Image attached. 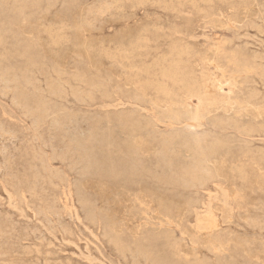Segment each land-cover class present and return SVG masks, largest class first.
I'll list each match as a JSON object with an SVG mask.
<instances>
[{
	"label": "rangeland",
	"instance_id": "374dc122",
	"mask_svg": "<svg viewBox=\"0 0 264 264\" xmlns=\"http://www.w3.org/2000/svg\"><path fill=\"white\" fill-rule=\"evenodd\" d=\"M25 1L0 0V133H3V136L0 134V264H151L154 261L145 260L136 253V245L143 243L149 247L148 239L155 236L159 241L150 247L160 262H165L166 259V262L171 261L169 264H175L177 261L180 264L185 261V264H264V0H52L51 3L49 0ZM50 30L61 31L66 39L69 38L68 41L59 48L52 47L48 44ZM40 39L39 43L47 44L44 47L48 49V52L41 55V60L34 59L31 53H23L22 48L27 46L26 44L36 46ZM73 39L88 41L92 47L90 50L74 47L69 41ZM123 41L124 46L131 44L136 48H131L134 54L114 52L118 47L121 48ZM103 44L104 49L107 47V51L114 52L113 55L102 51ZM54 48L60 52L54 53ZM53 61L56 68L53 67ZM165 62L171 64L167 65ZM174 62L177 65L174 66ZM142 68H146L145 71L152 70L151 74L156 75L157 79H161L165 70L177 73L179 69L178 73L180 70L181 74L185 71L184 75H178L179 78L184 76L181 77L182 84L185 83L183 78L186 76H189L188 80L185 78L187 81L192 80L186 81L183 86L181 78L177 77L178 81L180 80L177 88L178 81L164 79L170 94H159L154 87L147 86L146 83L151 78L147 77V72ZM59 72L62 74L59 75ZM77 73L95 80L99 77L96 81L107 84V89L97 90L93 100L86 98L85 101H79L71 94L72 89L77 87L73 80ZM111 73L112 78L109 77ZM2 76L8 79H3L7 84L2 81ZM56 79L66 86V99L62 102L47 95L49 86L54 84V80L56 84ZM176 92L180 98L176 96ZM190 93L192 97H189ZM19 94L21 98L17 96ZM192 94L197 97L195 98L198 102ZM169 95L171 99L168 100ZM212 95L214 97H211ZM54 101L63 105L70 120L64 115L65 118L61 115V118L56 120L58 116L51 114L53 108L50 107H54ZM211 103L212 107L209 106ZM37 104H43L41 109L44 112L42 111L41 118L35 112L40 107ZM26 107L32 108V111H28ZM187 114L191 115L188 117ZM36 117L39 118L38 121ZM128 119L135 121V125L123 128L121 124ZM53 121L57 122V127L60 123L63 127L60 124L59 129H54L53 125L56 128V124ZM42 123L43 125H40ZM61 128L64 130L61 131ZM91 129H94V132ZM179 129L180 134L191 137L194 134V139L206 146V150L210 143L214 145L210 147L216 149L211 151L209 147L210 154L204 149V154L207 152L209 155L203 156L208 159H202L200 156L211 172L209 176L203 174L204 184L199 182L202 187L197 183L196 186L191 185V188L181 184L172 190L171 186L155 182L150 177H145L140 182H131L107 175L93 167L86 169L81 158L77 157L80 152L77 150V153L73 148V139L85 138L82 140L83 143L86 142L84 144H92L93 141L98 144L93 143V146L98 148L89 145L94 151L97 150L95 152L100 151V148L107 150L104 144L113 133L112 138L118 136L117 139L123 144L131 138L134 139L135 146L145 152L144 159L148 164V160L155 161L159 157V150L164 149V146L159 144L164 145L162 139L165 140L170 134H177ZM149 134L153 136L149 137ZM200 134H203L202 138ZM90 135L95 136V139ZM209 138H213L212 141ZM203 139L205 143H202ZM213 141H216L217 147ZM195 144H192L193 148ZM178 147L175 146L181 157L175 155L179 157V161L175 158L177 163L186 164L187 167L189 163H196V160L189 156L187 147ZM64 155L66 158L62 159ZM189 159L195 161L191 163ZM77 160H80L83 167ZM82 200L86 201L85 204ZM163 200H170L172 207L164 208ZM90 213L96 216H91ZM111 215L115 217L118 232L106 221ZM197 227L203 232H199ZM121 240L124 246L120 243ZM218 240L220 244L217 243ZM170 242L171 244H168ZM126 245L131 249L124 248ZM119 248L124 249L126 254Z\"/></svg>",
	"mask_w": 264,
	"mask_h": 264
},
{
	"label": "bare ground",
	"instance_id": "6f19581e",
	"mask_svg": "<svg viewBox=\"0 0 264 264\" xmlns=\"http://www.w3.org/2000/svg\"><path fill=\"white\" fill-rule=\"evenodd\" d=\"M26 1H28V0H26ZM25 1V2H26ZM33 1V0H32ZM51 1L52 0H49V2L51 3ZM128 1V0H127ZM141 1V0H140ZM143 1V0H142ZM179 1V0H178ZM191 1H193V0H191ZM198 1V0H197ZM201 1V0H200ZM19 2V1H18ZM106 2V1H105ZM139 2V1H138ZM147 2H148V0H147ZM159 2V1H158ZM161 2H163V1H161ZM169 2V1H168ZM194 2H195V0H194ZM199 2V1H198ZM209 2V1H208ZM21 3V2H20ZM146 3V2H145ZM171 2H169V4H170ZM188 3V2H187ZM193 3V2H192ZM205 3V2H204ZM236 3V2H235ZM63 5V4H62ZM164 5V4H163ZM142 6V5H141ZM192 6V5H191ZM196 6V5H195ZM23 7H24V5H23ZM104 7H105V5H104ZM20 8V7H19ZM102 8V7H101ZM112 8V7H111ZM88 9V8H87ZM108 9V8H107ZM86 10V9H85ZM116 10V9H115ZM170 10H172V9H170ZM245 10V9H244ZM243 11V10H242ZM201 12V11H200ZM259 12V11H258ZM202 13V12H201ZM102 14V13H101ZM228 14V13H227ZM75 17H76V15H75ZM213 17H215V16H213ZM217 18V17H216ZM199 19V18H198ZM75 21V20H74ZM87 21V20H86ZM200 21V20H199ZM47 22V21H46ZM257 24V23H256ZM139 25H140V23H139ZM238 25V24H237ZM236 25V26H237ZM258 25V24H257ZM63 26V25H62ZM224 26V25H223ZM264 26V25H263ZM81 27V26H80ZM164 27V26H163ZM246 27V26H245ZM257 28V27H256ZM83 29V28H82ZM222 29V28H221ZM260 29V28H259ZM84 30V29H83ZM85 31V30H84ZM89 31V30H88ZM91 31V30H90ZM143 31V30H142ZM259 31V30H258ZM61 32V31H60ZM59 31H56V32H54V31H52V30H50L49 31V36H50V38L48 39V41H49V43L48 44H51L52 45V47H57V48H59L60 46H62L63 45V43L64 42H67L68 41V39H66L64 36H63V34L62 33H60ZM161 32V31H160ZM89 33V32H88ZM93 33V32H92ZM153 33V32H152ZM73 34V33H72ZM79 34V33H78ZM263 34V33H262ZM48 36V37H49ZM260 36V35H259ZM245 37V36H244ZM79 38V37H78ZM80 38H82V37H80ZM94 39V38H93ZM146 39V38H145ZM149 39V38H148ZM247 39V38H246ZM261 40V39H260ZM41 41V39L37 42V44H36V46H34V45H29V44H26L27 46H25V47H23L22 48V50H23V53H31L32 54V57L34 58V59H38V60H41V55L45 52H48V49H46L45 47H44V45H47V44H44V45H42V44H40L39 42ZM70 42H72V44L74 45V47H77V48H80V47H83L84 49H86V50H90L91 49V44H89V42L88 41H85V40H81V39H73V40H69ZM90 41V40H89ZM113 41V40H112ZM115 41V40H114ZM141 41H142V39H141ZM149 41V40H148ZM150 42H151V40H150ZM261 42V41H260ZM113 43V42H112ZM111 43V44H112ZM144 43H145V40H144ZM149 43V42H148ZM148 43H147V45H148ZM163 43V42H162ZM263 43V42H262ZM107 44V43H106ZM108 44H110V43H108ZM124 44H125V41H123V42H121V48H119L118 46V48L116 49V50H114V52L115 51H117L118 53H121V52H124V54H126V52L128 53V52H131V51H133V49H131V48H134V49H136L134 46H132L131 44H130V46H124ZM133 44V43H132ZM246 44V43H245ZM150 45V44H149ZM179 45V44H178ZM103 46H104V44H103ZM185 46V45H184ZM187 46V45H186ZM260 46V45H259ZM110 47H112V45L110 46ZM116 47V46H115ZM198 47V46H197ZM214 47V46H213ZM247 47V46H246ZM57 48H54V49H56V51L54 52V53H59L60 52V50H57ZM105 48V46L103 47V49H102V51H106V52H108V54L110 53V55H113V53L112 52H110L109 50L107 51V47H106V49H104ZM114 48V47H113ZM113 48H111V49H113ZM144 48V47H143ZM146 48V47H145ZM181 48V47H180ZM186 48V47H185ZM199 48V47H198ZM245 48V47H244ZM115 49V48H114ZM141 49V48H140ZM153 49V48H152ZM258 49V48H257ZM139 50V49H138ZM143 50V49H142ZM180 50H182V49H180ZM187 50H189V49H187ZM215 50V49H214ZM113 51V50H112ZM140 51V50H139ZM175 51V50H174ZM218 51H220V50H218ZM146 52V51H145ZM172 52H173V50H172ZM177 52H178V50H177ZM184 52V51H183ZM189 52V51H188ZM191 52V51H190ZM255 52H257V51H255ZM82 53V52H81ZM80 53V54H81ZM135 52H131V54H134ZM182 53V52H181ZM218 53V52H217ZM79 54V55H80ZM83 54V53H82ZM122 54V53H121ZM131 54H130V56H131ZM178 54H179V52H178ZM186 54V53H185ZM185 54H181V55H185ZM219 54V53H218ZM46 55V54H45ZM52 55V54H51ZM115 55V54H114ZM119 54H117V56H118ZM128 55V54H127ZM137 55V54H136ZM143 55V54H142ZM256 55V54H255ZM262 55V54H261ZM81 56V55H80ZM84 56V55H83ZM116 56V57H117ZM120 56V55H119ZM164 56V55H163ZM172 55L170 54V57H171ZM175 56H176V54H175ZM196 56V55H195ZM258 56V55H257ZM50 57V56H49ZM89 57V56H88ZM107 57V56H106ZM105 57V58H106ZM111 57V56H110ZM110 57H108V58H110ZM134 57V56H133ZM165 57H167V56H165ZM169 57V58H170ZM178 58H179V56H177ZM79 58V57H78ZM112 58V57H111ZM163 58V57H162ZM207 58V57H206ZM256 58V57H255ZM121 59V58H120ZM126 59V58H125ZM139 59V58H138ZM172 59H173V57H172ZM76 60V59H75ZM78 60V59H77ZM110 60V59H109ZM164 60H167V59H165L164 58ZM170 60V59H169ZM257 60V59H256ZM173 61V60H172ZM181 61V60H180ZM54 62V61H53ZM90 62V61H89ZM115 62V61H114ZM170 62V61H169ZM168 62V63H169ZM177 63L179 62V61H176ZM176 62H174V66H175V64H176ZM234 62V61H233ZM236 62V61H235ZM234 62V63H235ZM238 62V61H237ZM236 62V63H237ZM253 62V61H252ZM263 62V61H262ZM159 63V62H158ZM162 63H163V61H162ZM166 63V62H165ZM204 63V62H203ZM230 63H232V62H230ZM2 64V63H1ZM63 64V63H62ZM79 64V63H78ZM114 64V63H113ZM122 64H123V62H122ZM167 64V63H166ZM171 64V63H170ZM170 64H167V65H170ZM187 64V63H186ZM154 65V64H153ZM159 65V64H158ZM177 65V64H176ZM196 65V64H195ZM49 66V65H48ZM78 66V65H77ZM119 66V65H118ZM144 66V65H143ZM162 66V65H161ZM173 66V67H174ZM235 65H233V67H234ZM249 66V65H248ZM258 66V65H257ZM256 66V67H257ZM0 67H1V65H0ZM53 67H55L56 68V63L54 62L53 63ZM53 67H52V69H53ZM142 67V66H141ZM150 68H152L151 66H149ZM154 67V66H153ZM170 67V66H169ZM172 67V68H173ZM177 67V66H176ZM175 67V68H176ZM179 67V66H178ZM187 67V66H186ZM246 67V66H245ZM259 67H260V65H259ZM258 67V68H259ZM121 68H122V66H121ZM134 68V67H133ZM158 68V67H157ZM171 68V67H170ZM185 68V67H184ZM241 68V67H240ZM253 68V67H252ZM251 68V69H252ZM1 69V68H0ZM4 69V68H3ZM51 69V70H52ZM101 69V68H100ZM143 69V68H142ZM146 69V68H145ZM145 69H143L144 70V72H147V74H148V78H149V76H150V78L151 79H149L148 80V82L146 83L147 84V86H152V87H154L156 90H157V92L160 94H162V93H165V95H166V93H169L170 94V92H168V91H170V89H169V87H168V85L164 82V79L165 80H167V78L171 81H173V80H175L176 82L178 81V78H179V73L181 72V70H180V72L178 73V71H179V69H178V71H177V73L175 72V71H168V70H165L164 71V73H162V77H161V79H157L155 76L156 75H153V74H151L152 72V70L150 71V69H147L146 71H145ZM153 69V68H152ZM158 69H160V68H158ZM187 69H190V68H188L187 67ZM250 69V70H251ZM54 70V69H53ZM57 70H58V68H57ZM134 70V69H133ZM137 70V69H136ZM170 70V69H169ZM55 72H56V70H54ZM59 71V70H58ZM62 71V70H61ZM120 71V70H119ZM131 71V70H130ZM160 71V70H159ZM158 71V72H159ZM187 71V70H186ZM240 71V70H239ZM248 71L249 70H247V73H248ZM252 71V70H251ZM64 72H65V70H64ZM76 72V71H75ZM127 72H129V71H127ZM134 72V71H133ZM132 72V73H133ZM141 73H142V71H140ZM144 72L142 73V74H144ZM161 72V71H160ZM160 72H159V74H160ZM162 72H163V69H162ZM184 73H185V71H183ZM183 72H182V74L180 73V75H184L183 74ZM237 72H238V70H237ZM236 72V73H237ZM253 72V71H252ZM254 72H255V70H254ZM109 73V72H108ZM140 73V74H141ZM157 73V72H156ZM155 73V74H156ZM187 73V72H186ZM189 73H190V71H189ZM263 73V72H262ZM3 74V73H2ZM8 74V73H7ZM62 73L61 72H59V75H61ZM110 74V73H109ZM108 74V75H109ZM112 74L113 73H111V75H109V77L111 76V78H112ZM122 74H125V73H122ZM129 74V73H128ZM139 74V73H138ZM146 74V73H145ZM144 74V75H145ZM192 74V73H191ZM232 74V73H231ZM238 74H240V73H238ZM254 74V73H253ZM58 75V76H59ZM64 75V74H63ZM62 75V76H63ZM76 75V74H75ZM90 75H92V74H90ZM153 75V77H154V79H152L153 77H151ZM234 75H236V74H234ZM247 75H249L250 76V74H247ZM13 76V75H12ZM57 76V77H58ZM69 76V75H68ZM186 76V75H185ZM191 76V75H190ZM214 76V75H213ZM233 76V75H232ZM241 76H243V75H241ZM249 76H247V77H249ZM1 77V76H0ZM3 77V76H2ZM6 77H8V76H6ZM66 77V76H65ZM70 77V76H69ZM98 77V76H97ZM106 78H107V76H105ZM116 77V76H115ZM140 77V76H139ZM178 77V78H177ZM181 77H184V76H181ZM180 77V78H181ZM187 77V80H188V77L189 76H186ZM185 77V78H186ZM193 76H191V78H192ZM215 77V76H214ZM236 77H237V79H240V78H238L239 76L238 75H236ZM263 77V76H262ZM5 77H3L2 78V81H4L3 79H4ZM60 78H62L61 76H60ZM99 78V77H98ZM98 78H96V80L98 79ZM111 78H109V79H111ZM142 78V77H141ZM176 78H177V80H176ZM179 78V79H180ZM185 78H183V81H185V83H186V79ZM202 78V77H201ZM200 78V79H201ZM246 78V77H245ZM5 79H7V78H5ZM14 79V78H13ZM134 79V78H133ZM215 79V78H214ZM14 80H16V79H14ZM42 80V79H41ZM69 80V79H68ZM73 80L75 81V83L77 84V87L75 86V88H73L72 90H73V92L71 93V94H73V97H75V98H77L79 101L80 100H83L84 99V101H85V99L86 98H90V100L92 99H94L93 97H94V94H95V92L97 91V90H106L107 89V84H105V83H103V82H99V81H96L95 79H93V78H90V77H88L87 75H83V74H79V73H77V75L73 78ZM72 79H71V81H73ZM101 80H102V78H101ZM138 80V79H137ZM168 80V81H169ZM192 80V79H191ZM191 80H189V81H191ZM195 80V79H194ZM193 80V81H194ZM197 80V79H196ZM195 80V81H196ZM233 80H234V78H233ZM1 81V80H0ZM7 81H8V79H7ZM18 81V80H17ZM50 81V80H49ZM56 81H57V79H56ZM103 81H105V80H103ZM189 81H187V82H189ZM192 81V83H194ZM232 81V80H231ZM230 81V82H231ZM259 81V80H258ZM5 82V81H4ZM35 82V81H34ZM63 82H64V80H63ZM127 82V81H126ZM146 82V81H145ZM180 82V80L178 81V83ZM197 83H199L198 81H196ZM195 82V83H196ZM6 83V82H5ZM50 83V82H49ZM74 83V84H75ZM143 83V82H142ZM171 83V82H170ZM185 83H183V84H185ZM191 83V84H192ZM194 83V84H195ZM218 83V82H217ZM237 83H238V81H237ZM7 84V83H6ZM37 84H39V83H37ZM64 84V83H63ZM62 83H61V80H59V81H57L56 82V84H55V80H54V84H52L51 83V85L49 86L48 84V86H49V90H48V93L49 94H47V95H50V98H57V99H60L59 101L60 102H62V100H65L66 99V97H64V94H65V91H64V88L66 87V86H64ZM66 84H67V82H66ZM176 84V83H175ZM181 84H182V78H181ZM182 84V85H183ZM194 84H192V85H194ZM200 84V83H199ZM229 84V83H228ZM256 84V83H255ZM261 84V83H260ZM69 85H70V81H69ZM68 85V86H69ZM178 85H180V83L179 84H177V88H178ZM181 85V86H182ZM186 85V84H185ZM185 85H183V86H185ZM213 85V84H212ZM67 86V87H68ZM71 86V85H70ZM69 86V87H70ZM141 86H143V85H141ZM174 86H176V85H174ZM188 86H189V84H188ZM187 86V87H188ZM196 87H197V85H195ZM195 86L193 87V86H191V87H193L194 89H196L195 88ZM201 86V85H200ZM255 86H257V85H255ZM17 87V86H16ZM21 87V86H20ZM40 87V86H39ZM187 87H185V88H187ZM231 87V86H230ZM3 88V87H2ZM42 88V87H41ZM150 88V87H149ZM182 88V87H181ZM227 88V87H226ZM229 88V87H228ZM13 89V88H12ZM11 89V90H12ZM151 89V88H150ZM189 89V88H188ZM191 89V91L193 92V90H192V88H190ZM199 89H200V87H199ZM204 89H206V88H204ZM223 89V88H222ZM41 90V89H40ZM66 90V89H65ZM71 90V89H70ZM178 90V89H177ZM182 89H179V91H181ZM203 90V89H202ZM17 91V90H16ZM28 91V90H27ZM47 91V90H46ZM174 91V90H173ZM179 91H178V93H179ZM184 91H186V90H184ZM190 91V90H189ZM189 91H187L188 93H189ZM190 91V92H191ZM205 91V90H204ZM2 92V91H1ZM39 92V91H38ZM43 92V91H42ZM172 92V91H171ZM196 92V91H195ZM197 92H198V94H199V90H198V87H197ZM252 92V91H251ZM7 93H8V91H7ZM18 93V92H17ZM16 93V94H17ZM36 93H37V88H36ZM35 93V94H36ZM40 93V92H39ZM47 93V92H46ZM67 93V92H66ZM97 93V92H96ZM136 93V92H135ZM158 93H157V95H158ZM174 93V92H173ZM172 93V94H173ZM182 93V92H181ZM13 94H14V92H13ZM34 94V93H33ZM70 94V95H71ZM171 94V95H172ZM175 94H177V92L175 93ZM186 94V93H185ZM194 94V93H193ZM192 94V95H193ZM196 94V93H195ZM198 94H196V96H198ZM204 94V93H203ZM203 94H201V95H203ZM21 94H19V95H17V96H20ZM30 95V94H29ZM42 95V94H41ZM145 94H143V96H144ZM168 95V94H167ZM200 95V94H199ZM205 95V94H204ZM203 95V96H204ZM211 95V94H210ZM12 96V95H11ZM16 96V97H17ZM35 96V95H34ZM45 96V95H44ZM52 96H54V97H52ZM68 96V95H67ZM141 95H139V97H140ZM160 96V95H159ZM163 96V95H162ZM176 96H178V98H180L179 97V95L177 94ZM175 96V97H176ZM194 96V95H193ZM196 96H194V98L196 97ZM30 97V96H29ZM139 97H137L138 99H139ZM142 97V96H141ZM140 97V98H141ZM175 97H173L172 96V98H175ZM188 97V96H187ZM189 97H192L191 96V93H190V96ZM211 97H214V95H212ZM211 97H210V100H211ZM216 97V96H215ZM259 97V96H258ZM20 98H21V96H20ZM27 98V97H26ZM65 98V99H64ZM166 98V97H165ZM165 98H163V100L165 99ZM168 98V97H167ZM197 98V97H196ZM195 98V99H196ZM257 98V97H256ZM263 98V97H262ZM16 99V98H15ZM57 99H55V100H57ZM142 99V98H141ZM169 99H171L170 98V95H169V98H168V100ZM189 99V98H188ZM202 99V98H201ZM203 99H204V97H203ZM208 99V98H207ZM214 99V98H213ZM13 100V99H12ZM22 100H23V98H22ZM31 100V99H30ZM133 100H134V98H133ZM179 100V99H178ZM190 100V99H189ZM197 100V99H196ZM216 100V99H215ZM252 100H253V98H252ZM20 101V100H19ZM19 101H17V102H19ZM38 101V100H37ZM41 101V100H40ZM46 101V100H45ZM58 101V100H57ZM175 101V100H174ZM173 101V102H174ZM200 101L201 100H199V104H200ZM207 101V100H206ZM218 101V100H217ZM25 102V101H24ZM32 102H33V100H32ZM91 102V101H90ZM133 102H135V101H133ZM143 102V101H142ZM163 102V101H162ZM197 102H198V100H197ZM203 102V101H202ZM212 102H214V101H212ZM29 103V102H28ZM38 103H39V101H38ZM54 103L55 104H53L54 105V107H52L51 105H50V103L48 104V105H50V107L51 108H53V109H51V114L53 113L54 115H57L58 117L56 118V120L58 119V118H61L60 116L62 115H64L66 118H67V116H68V118H69V115H67L66 116V109H64V107H63V105H60L59 104V102L57 103V102H55L54 101ZM140 103V102H139ZM150 103V102H149ZM164 103H167V102H164ZM183 103V102H182ZM185 103V102H184ZM183 103V104H184ZM204 104H205V100H204V102H203ZM206 103H208V102H206ZM209 103H210V101H209ZM208 103V104H209ZM24 104H26V103H24ZM30 104V103H29ZM156 104V103H155ZM186 104V103H185ZM214 104H215V102H214ZM218 104H219V102H218ZM21 105H22V102H21ZM27 105V104H26ZM32 105H34V104H32ZM38 106H40L39 107V110H37V111H35L36 109H37V107H35V108H33V110L36 112V114H37V116L39 117V118H41L40 116H42L41 114H42V107H43V104H37ZM37 105H35V106H37ZM47 105V106H48ZM180 105H182V104H180ZM179 105V106H180ZM201 105H202V103H201ZM207 105V104H206ZM206 105H204V107L206 106ZM30 106V105H29ZM163 106V105H162ZM178 106V107H179ZM209 106H211L212 107V103H211V105H209ZM220 106V105H219ZM31 107V106H30ZM49 107V106H48ZM135 107V106H134ZM164 107V106H163ZM173 107V106H172ZM175 107H177V106H175ZM187 107V106H186ZM207 107H208V105H207ZM215 107H216V104H215ZM25 108V107H24ZM42 108V109H41ZM45 108V107H44ZM170 108V107H169ZM214 108V107H213ZM26 109H28V111H29V109L30 108H27L26 107ZM32 109V108H31ZM30 109V111H32ZM136 109V108H135ZM176 109V108H175ZM195 109V108H194ZM225 109V108H224ZM22 110H23V107H22ZM134 110V109H133ZM174 110V109H173ZM186 110V109H185ZM197 110V109H196ZM208 110V109H207ZM226 110V109H225ZM27 111V112H28ZM33 111V114L35 115V112ZM48 111V110H47ZM143 111V110H142ZM167 111V110H166ZM172 111V110H171ZM179 111V110H178ZM198 111H200V109L198 110ZM197 111V112H198ZM44 112V111H43ZM137 112V111H136ZM161 112V111H160ZM175 112L176 111H174V114H175ZM31 113V112H30ZM162 113V112H161ZM164 113V112H163ZM185 113V112H184ZM186 113H189V112H186ZM26 114V113H25ZM32 114V113H31ZM31 114H30V116H31ZM69 114H70V111H69ZM195 114V113H194ZM198 114V113H197ZM226 114V113H225ZM34 115H32L33 117H34ZM44 115H46V113L44 114ZM71 115H73V114H71ZM75 115V114H74ZM81 115V114H80ZM79 115V116H80ZM133 115V114H132ZM164 115V114H163ZM167 115V114H166ZM176 115H177V113H176ZM180 115V114H179ZM185 115V114H184ZM191 114H189V116H190ZM201 115H202V113H201ZM200 115V116H201ZM203 115H205V113L203 114ZM31 116V117H32ZM48 116V115H47ZM63 116V117H64ZM97 116V115H96ZM169 116V115H168ZM168 116H166L167 118H168ZM171 116V115H170ZM178 116V115H177ZM186 116H188V114L186 115ZM188 116V117H189ZM264 116V115H263ZM32 117V118H33ZM54 116H52V118H53ZM64 117V118H65ZM71 117V116H70ZM77 117V116H76ZM94 117V116H93ZM162 117V116H161ZM179 117V116H178ZM205 117V116H204ZM25 118V117H24ZM39 118H37L36 117V120L38 121V119ZM55 118V117H54ZM67 118V119H68ZM80 118V117H79ZM121 118V117H120ZM172 118H173V116H172ZM171 118V119H172ZM177 118V117H176ZM179 118H181V117H179ZM47 119H48V117H47ZM73 119V118H72ZM85 119V118H84ZM91 119V118H90ZM170 119V118H169ZM187 119V118H186ZM202 119H204V118H202ZM32 120V119H31ZM34 120H35V118H34ZM35 120V122H36V124H37V121ZM42 120H44L43 118H42ZM41 120V121H42ZM66 120V119H65ZM68 120H70V118L68 119ZM75 120H76V118H75ZM88 120V119H87ZM92 120V119H91ZM135 120V119H134ZM174 120V119H173ZM230 120V119H229ZM46 121V120H45ZM52 121V120H51ZM59 121V120H58ZM79 121V120H78ZM77 121V122H78ZM121 121V120H120ZM136 121H137V118H136ZM186 121V120H185ZM217 121V120H216ZM223 121V120H222ZM227 121V120H226ZM53 122H55V121H53ZM64 122V121H63ZM65 122H67V121H65ZM75 121H73V123H74ZM80 122V121H79ZM89 122V121H88ZM177 123H178V121H176ZM200 122V121H199ZM214 122V121H213ZM57 122H55V124H56ZM76 123V122H75ZM84 123V122H83ZM95 123V122H94ZM113 123V122H112ZM120 123V122H119ZM122 123V122H121ZM135 121H133V120H130V119H128V120H126V122H123L121 125H122V127L124 128L125 126H128V125H135ZM139 123H141V122H139ZM50 124H54V123H50ZM61 124V123H60ZM60 124H58V127H60L59 125ZM65 124V123H64ZM78 124V123H77ZM138 124V123H137ZM150 124V123H149ZM236 124H237V122H236ZM35 125V124H34ZM40 125H43V123L42 124H40ZM49 125V124H48ZM62 125V124H61ZM74 125V124H73ZM82 125V124H81ZM89 125V124H88ZM154 125V124H153ZM216 125V124H215ZM218 125V124H217ZM224 125V124H223ZM226 125V124H225ZM232 125H234V123H232ZM231 125V126H232ZM1 126V125H0ZM51 126V125H50ZM49 126V127H50ZM54 126V129H56L57 130V124H56V128H55V125H53ZM69 126H70V124H69ZM77 125H75V127H76ZM109 126V125H108ZM222 126V125H221ZM237 126H239L238 124H237ZM251 126H253V125H251ZM37 127H38V125H37ZM62 127H63V125H62ZM65 127V126H64ZM147 127V126H146ZM217 127V126H216ZM220 127V126H219ZM233 127H235V125L233 126ZM264 127V126H263ZM34 128V127H33ZM52 128V127H51ZM50 128V129H51ZM67 127H65V129H66ZM71 128V127H70ZM98 128V127H97ZM122 128V129H123ZM129 128V127H128ZM132 128V127H131ZM258 128H259V126H258ZM36 129V128H35ZM59 129V128H58ZM89 129H90V127H89ZM96 129V128H95ZM108 129V128H107ZM113 129V128H112ZM144 129V128H143ZM181 129H184V128H181ZM181 129H179L178 131V133L176 134V133H173L172 131V133H173V135H171L170 134V136H168V137H166L165 138V140H163L162 139V141H164V145L163 144H161V143H159L160 144V146L162 145V147L164 148L163 150H159V152H158V154L157 153H155V154H157V156L159 155V157H157L156 155H154L155 157H157L156 158V160L155 161H153V160H151V161H149L148 160V164L145 162V159H144V154H145V152L144 151H142V150H140V149H138L136 146H135V142L133 141L134 139H130L129 141H127L126 143H122L119 139H117V137L118 136H116V138L115 139H113L112 137H113V133L111 134V138H109L108 140H107V142H106V144H104L102 141H101V143H103L104 145H105V148H107V150L106 149H102V148H100V151H98V152H95V151H97V150H95L94 151V149L92 148V147H94L96 144L94 143V141L92 142V144H91V142H90V144L92 145V147L91 146H89L90 144H84V143H86V142H82V140L84 141V139L83 138H81V140H79L78 138H75L73 135V137L75 138V139H73L74 140V145H75V147H73V144H72V147L73 148H75L76 150H74V151H76L77 153H79L80 152V156H77V157H79V158H81L80 160L82 161V163L85 165V168L87 167V168H90V167H93V168H95V170H98V171H101V172H104V173H106L107 175L109 174V175H111V176H113V177H120V178H123V179H125V180H128V181H136V182H140V181H142L143 180V178H145V177H150L151 179H153L155 182L157 181L158 183H160V184H163V185H167V186H171V188H172V190H174L173 188H178L179 187V185H181V184H183V185H186V186H193V184H195V183H197V184H199V182H202V184H204V182L202 181L203 180V177L202 176H204L205 174L206 175H210V171H209V169L207 168V166H206V164L202 161V159H203V157H205L206 155H209L210 154V150L212 151V149H215V147L214 148H211L210 146H212L211 145V143H210V146L208 145V149H209V147H210V150L208 151V149L206 150L205 149V147H204V145H202V144H199V142L198 141H196L195 139H194V134H192L193 136V138L190 136V135H184V134H180V130ZM220 129V128H219ZM259 129H261V128H259ZM62 130H64V129H62L61 128V131ZM72 130V129H71ZM70 130V131H71ZM92 130V132H94L93 130L94 129H91ZM91 130L90 131H88V132H91ZM121 130V129H120ZM137 130H140V128L138 129L137 128ZM237 130V129H236ZM249 130H251V128H249ZM51 131H53V130H51ZM66 131H68V130H66ZM73 131H74V129H73ZM75 131H77L76 133H78V130L76 129ZM99 131V130H98ZM114 131V130H113ZM134 131V130H133ZM151 131V130H150ZM158 131V130H157ZM247 132H248V130H246ZM1 132H2V130H1ZM36 132V131H35ZM49 132V131H48ZM82 132V131H81ZM88 132H86V133H88ZM102 132V131H101ZM123 132V131H122ZM152 132V131H151ZM237 132V131H236ZM10 133V132H9ZM50 133V132H49ZM70 133V132H69ZM68 133V134H69ZM72 133V132H71ZM85 133V132H84ZM83 133V134H84ZM110 133V132H109ZM118 133H119V131H118ZM134 133V132H133ZM132 133V134H133ZM264 133V132H263ZM0 134H2V136H3V133H0ZM66 134V133H65ZM64 134V135H65ZM67 134V135H68ZM75 134V133H74ZM93 134V133H92ZM117 134V133H116ZM153 134V133H152ZM152 134H149V137L150 136H153ZM243 134H244V131H243ZM64 135H63V137H64ZM71 135V134H70ZM69 135V136H70ZM81 135V134H80ZM87 135V134H86ZM95 135H97V134H95ZM103 135V134H102ZM135 135V134H134ZM197 135V134H196ZM211 135V134H210ZM252 135V134H251ZM11 136V135H10ZM66 136V135H65ZM76 136V135H75ZM82 136V135H81ZM84 136V135H83ZM89 136V135H88ZM88 136H87V138H88ZM91 136V135H90ZM110 136V135H109ZM198 136V135H197ZM200 136H201V134H200ZM202 136H203V134H202ZM202 136H201V138H202ZM48 137V136H47ZM50 137V136H49ZM72 137V138H73ZM78 137V136H77ZM84 137H86V136H84ZM92 137V136H91ZM94 137V139H95V136H93ZM92 137V138H93ZM102 137V136H101ZM123 137V136H122ZM154 137H155V135H154ZM199 137V136H198ZM197 137V140L200 138H198ZM211 137V136H210ZM234 137V136H233ZM69 138V137H68ZM80 138V137H79ZM91 138V139H92ZM120 138V137H119ZM152 139H153V137H151ZM156 138V137H155ZM154 138V139H155ZM163 138V137H162ZM196 138V137H195ZM36 139V138H35ZM69 139H71V136H70V138ZM93 139V140H94ZM97 139V138H96ZM102 139V138H101ZM127 139V138H126ZM140 139V138H139ZM151 139V140H152ZM209 139H211V138H209ZM213 139V138H212ZM212 139H211V141H212ZM214 139L216 140V138L214 137ZM226 139V138H225ZM48 140V139H47ZM50 140V139H49ZM205 139H203L202 140V143H203V141H204ZM207 140V139H206ZM51 141V140H50ZM69 141V140H68ZM96 141V140H95ZM97 141H99V140H97ZM104 141V140H103ZM105 141H106V139H105ZM144 141V140H143ZM154 141V140H153ZM217 141V140H216ZM216 141H213L214 143L216 142ZM124 142V141H123ZM196 144H195V143ZM249 142V141H248ZM72 143V142H71ZM93 143L95 144L94 146H93ZM99 143V142H98ZM100 143V145H102ZM138 143V142H137ZM139 143H140V141H139ZM204 143H205V141H204ZM213 143V144H214ZM219 143V142H218ZM225 143V142H224ZM195 144V146H194V148H193V145ZM223 144V143H222ZM98 145V144H97ZM215 145H216V143H215ZM246 145V144H245ZM38 146V145H37ZM145 146V145H144ZM175 146L177 147V146H183V148H185V147H187V149H188V153H190L189 154V156L191 157V158H194L195 160H196V163H192L191 161H195L194 159L193 160H191V159H189L190 160V162L192 163V165H190V163H189V166L187 167L186 166V164H181V163H177L176 161H175V158H177V157H175V155L176 154H178L177 153V149L175 148ZM214 146V145H213ZM212 146V147H213ZM222 146V145H221ZM232 146V145H231ZM51 147V146H50ZM66 147H68L67 145H66ZM97 147V146H96ZM96 147H94V148H96ZM100 147V146H99ZM159 147V146H158ZM178 147V148H179ZM216 147H217V145H216ZM223 147H224V144H223ZM228 147V146H227ZM243 147V146H242ZM52 148V147H51ZM69 148V147H68ZM98 148V147H97ZM104 148V147H103ZM181 148V147H180ZM183 148H182V150H183ZM221 148V150H222V147H220ZM220 148H218L219 149V151H220ZM63 149H65V148H63ZM146 149V148H145ZM206 151H208L209 152V154H207V152L204 154V152H205V150ZM218 149H217V152H219L218 151ZM226 149V148H225ZM260 149V148H259ZM72 151H73V149H71ZM79 152H78V151ZM224 150V149H223ZM261 150H262V148H261ZM60 151V150H59ZM69 151V150H68ZM71 151V153L73 154V152ZM204 151V152H203ZM215 151H216V149H215ZM214 151V152H215ZM239 151V150H238ZM63 152V151H62ZM66 152H67V150H66ZM70 152V151H69ZM157 152V151H156ZM184 152V151H183ZM214 152H212V153H214ZM231 152V151H230ZM259 152V151H258ZM262 152V151H261ZM40 153V152H39ZM58 153V152H57ZM75 153V152H74ZM211 153V155H213ZM249 153H250V151H249ZM44 154V153H43ZM51 154V153H50ZM66 154H68V153H66ZM65 154V155H66ZM70 154V153H69ZM68 154V155H69ZM147 154V153H146ZM251 154V153H250ZM256 154V153H255ZM264 154V153H263ZM53 155V154H52ZM63 154H61V156H62ZM64 155V156H65ZM180 157H181V155L180 154H178ZM203 155H205V156H203ZM210 155V156H211ZM254 155V154H253ZM258 155V154H257ZM38 156V155H37ZM72 156V155H71ZM196 156H198L197 158H196ZM200 156L202 157V159H200ZM215 156V155H214ZM260 156H262V155H260ZM53 157V156H52ZM57 157V156H56ZM62 158V157H61ZM66 158V156L65 157H63L62 159H65ZM69 158V157H68ZM67 158V159H68ZM154 158V157H153ZM179 158V157H178ZM177 158V159H178ZM206 158V157H205ZM204 158V159H205ZM213 158V157H212ZM263 159H264V155H263V157H262ZM40 159V158H39ZM71 159V158H70ZM69 159V160H70ZM183 158H181V160H182ZM206 159H208V158H206ZM211 158L209 157V160H210ZM72 161H73V159H71ZM80 160H77L78 162L80 161ZM262 160V159H261ZM260 160V161H261ZM178 161H179V159H178ZM185 161V160H184ZM252 161V160H251ZM75 162H76V160H75ZM182 162H183V160H182ZM80 164V166H82V164H81V162H79ZM186 163V162H185ZM242 163V162H241ZM73 164H75V163H73ZM239 164V163H238ZM78 165V164H77ZM76 165V166H77ZM241 166H243L242 164H240ZM80 166H79V168H80ZM192 166V167H191ZM246 166V165H245ZM41 167H42V164H41ZM47 167V166H46ZM83 167V166H82ZM212 167V166H211ZM50 168V167H49ZM48 168V169H49ZM86 168V169H87ZM92 168V169H93ZM210 168V167H209ZM212 168H214V167H212ZM238 168H239V166H238ZM244 168V167H243ZM245 168H247V167H245ZM40 169V168H39ZM44 170V169H43ZM50 170H52V169H50ZM68 170V169H67ZM83 170V169H82ZM235 170V169H234ZM240 170V169H239ZM77 171V170H76ZM84 171V170H83ZM87 171V170H86ZM91 171V170H90ZM218 171V170H217ZM37 172V171H36ZM44 172V171H43ZM52 172V171H51ZM88 172V171H87ZM96 172V171H95ZM233 172V171H232ZM238 172V171H237ZM241 172V171H240ZM244 172V171H243ZM260 172V171H259ZM57 173H59V172H57ZM90 173V172H89ZM88 173V174H89ZM91 173H92V171H91ZM90 173V174H91ZM94 173V172H93ZM38 174H39V172H38ZM84 174H86V172L84 171ZM83 174V175H84ZM89 174V175H90ZM101 174V173H100ZM204 174V175H203ZM240 174V173H239ZM242 174V173H241ZM49 175L51 176V174L49 173ZM61 175V174H60ZM214 175V174H213ZM247 175H249V174H247ZM48 176V175H47ZM77 176V175H76ZM95 176V175H94ZM208 176H205L206 178L208 177ZM242 176V175H241ZM240 176V177H241ZM38 177H39V175H38ZM52 177V176H51ZM89 177V176H88ZM100 177V176H99ZM112 177V178H113ZM204 177V179H206ZM110 178V177H109ZM264 178V177H263ZM40 179V178H39ZM140 179V180H139ZM142 179V180H141ZM211 179H213L212 177H211ZM210 179V180H211ZM239 179V178H238ZM242 179V178H241ZM246 179V178H245ZM77 180V179H76ZM125 180H123V182H125ZM67 181V180H66ZM74 181V180H73ZM127 181V182H128ZM240 181V180H239ZM257 181V180H256ZM8 182V181H7ZM43 182V181H42ZM207 182V181H206ZM205 182V183H206ZM257 183V182H256ZM7 184V183H6ZM201 184V183H200ZM199 184V185H200ZM199 185H197V186H199ZM240 185H242V184H240ZM195 186H196V184H195ZM201 186V185H200ZM73 187V186H72ZM78 187V186H77ZM184 187V186H183ZM188 187V188H189ZM202 187V186H201ZM243 187V186H242ZM54 188V187H53ZM185 188H187V187H185ZM184 188V189H185ZM191 188V187H190ZM194 188V187H193ZM9 189V188H8ZM197 189V188H196ZM42 190V189H41ZM76 190H77V188H76ZM171 190V189H170ZM184 193V192H183ZM252 193V192H251ZM262 193V192H261ZM6 194V193H5ZM45 194V193H44ZM193 194V193H192ZM36 195V194H35ZM82 196V195H81ZM20 197V196H19ZM50 197V196H49ZM76 197V196H75ZM191 197V196H190ZM77 198V197H76ZM107 198V197H106ZM186 198V197H185ZM99 199V198H98ZM111 199V198H110ZM109 199V200H110ZM95 200V199H94ZM194 200H197V199H194ZM39 201V200H38ZM83 201V200H82ZM88 201V200H87ZM124 201V200H123ZM157 201V200H156ZM77 202V201H76ZM84 202V204H85V200L83 201ZM82 203V202H81ZM88 203V202H87ZM89 203H90V201H89ZM88 203V204H89ZM95 203V202H94ZM171 201L170 200H163L162 201V205H163V207L164 208H170V206H171ZM188 203V202H187ZM193 203V202H192ZM225 203V202H224ZM224 203H222V204H224ZM83 204V203H82ZM83 204V205H84ZM92 204V203H91ZM78 205V204H77ZM112 205V204H111ZM152 205V204H151ZM212 205V204H211ZM133 206V205H132ZM207 206V205H206ZM229 206V205H228ZM253 206V205H252ZM95 207V206H94ZM109 207V206H108ZM172 207V206H171ZM204 207V206H203ZM211 207V206H210ZM36 208V207H35ZM77 208V207H76ZM86 208V207H85ZM90 208V207H89ZM92 208V207H91ZM47 209H49V208H47ZM93 209V208H92ZM114 209V208H113ZM119 209V208H118ZM141 209V208H140ZM139 209V210H140ZM200 209V208H199ZM246 209V208H245ZM88 210V209H87ZM115 210V209H114ZM130 210V209H129ZM156 210V209H155ZM22 211V210H21ZM43 211V210H42ZM70 211V210H69ZM76 211V210H75ZM95 210H93V212H94ZM45 212V211H44ZM50 212V211H49ZM90 212V211H89ZM178 212V211H177ZM196 212V211H195ZM50 213H52V212H50ZM124 213V212H123ZM161 213V212H160ZM166 213V212H165ZM172 213V212H171ZM92 213H90V215H91ZM167 214H169V213H167ZM166 214V215H167ZM52 215V214H51ZM129 215V214H128ZM196 215V214H195ZM47 216V215H46ZM91 216H96V215H91ZM102 216V215H101ZM157 216V215H156ZM222 216V215H221ZM62 217V216H61ZM160 217V216H159ZM209 217V216H208ZM60 218V217H59ZM77 218V217H76ZM88 218V217H87ZM115 218V217H114ZM114 218L112 217V215L110 216V218L109 219H106V221H108V224L115 230V231H117L118 232V225L116 224V222L114 221ZM213 218V217H212ZM78 219V218H77ZM103 219H105L104 217H103ZM177 219V218H176ZM208 219V218H207ZM215 219V218H214ZM214 219H213V222H215L214 221ZM237 219V218H236ZM38 220V219H37ZM92 220H93V218H92ZM203 220V219H202ZM256 220V219H255ZM5 221V220H4ZM58 221V220H57ZM211 221V219H209V222ZM222 221V220H221ZM258 221V220H257ZM260 221V220H259ZM206 221H204V223H205ZM208 222V221H207ZM212 222V221H211ZM210 222V223H211ZM80 223V222H79ZM95 223V222H94ZM170 224H172V222H169ZM202 223V222H201ZM123 224V223H122ZM203 224V223H202ZM207 225H209L208 223H206ZM212 224V223H211ZM49 225V224H48ZM189 225V224H188ZM201 225V224H200ZM214 225V224H213ZM262 225V224H261ZM87 226V225H86ZM105 226V225H104ZM196 226V225H195ZM198 226V225H197ZM215 226H217V224L215 225ZM214 226V227H215ZM60 227V226H59ZM84 227V226H83ZM200 227V226H199ZM199 227H197V229L199 228ZM207 227V226H206ZM108 228V227H107ZM178 228V227H177ZM211 228H212V225H211ZM250 228V227H249ZM64 229V228H63ZM206 229H208V228H206ZM205 229V230H206ZM220 229V228H219ZM253 229H254V227H253ZM44 230H46V229H44ZM139 230V229H138ZM165 230V229H164ZM170 230V229H169ZM200 230H201V227H200ZM199 229H198V231L199 232H203V231H200ZM202 230H204L203 228H202ZM214 230H216V229H214ZM217 230H218V228H217ZM216 230V231H217ZM264 230V229H263ZM17 231V230H16ZM47 231V230H46ZM106 231V230H105ZM213 231V230H212ZM211 231V232H212ZM233 231V230H232ZM149 232V231H148ZM147 232V233H148ZM152 232V231H151ZM161 232V231H160ZM171 232V231H170ZM185 232V231H184ZM208 232H209V230H208ZM105 233V232H104ZM135 233V232H134ZM150 233V232H149ZM153 233V232H152ZM215 233H217V232H215ZM31 234V233H30ZM51 234V233H50ZM157 234V233H156ZM155 234V235H156ZM144 235H146V234H144ZM163 235V234H162ZM69 236V235H68ZM107 236V235H106ZM122 236H124V235H122ZM137 236V235H136ZM149 236V235H148ZM164 236V235H163ZM166 236V235H165ZM169 235H167V237H168ZM209 236V235H208ZM145 238V237H144ZM157 238H159V237H157ZM168 238H170V236L168 237ZM79 239V238H78ZM161 239V238H160ZM172 239V238H171ZM204 239V238H203ZM252 239V238H251ZM109 240V239H108ZM111 240V239H110ZM109 240V241H110ZM114 240L116 241V239L114 238ZM140 240V239H139ZM142 240V239H141ZM145 240V239H144ZM149 242H150V245H149V247L148 246H146V245H144L143 243H139V244H137L136 242H135V244H137L136 245V253H139L141 256H142V258L144 257L145 258V260H151L150 262H152V261H154L155 262V264H166V263H170L171 261H169V260H167V261H169V262H166V259H164V258H162L161 257V259L163 260L164 259V261L166 262H160V261H158V259H156V253H155V255H153V253H154V250L153 249H151V247H152V245L154 246V244L156 243V241H159V240H156V236H155V238L154 237H150L149 239ZM215 240H217V239H215ZM97 241V240H96ZM101 241V240H100ZM119 241H120V239H119ZM165 241V240H164ZM191 241V240H190ZM197 241V240H196ZM219 241L220 240H218V242L217 243H219ZM80 242V241H79ZM114 242V241H113ZM166 242V241H165ZM192 242V241H191ZM119 242H117V244H118ZM120 243H122V240H121V242ZM119 243V244H120ZM145 243V242H144ZM42 244V243H41ZM116 244V243H115ZM123 244V243H122ZM122 244H120V245H122ZM132 244V243H131ZM134 244V243H133ZM146 244V243H145ZM168 244H171V242L170 243H168ZM195 244H197V243H195ZM220 244V243H219ZM218 244V245H219ZM49 245V244H48ZM112 245V244H111ZM125 244H123V246H124ZM156 245V244H155ZM167 245V244H166ZM200 245V244H199ZM206 245V244H205ZM132 246V245H131ZM151 246V247H150ZM170 247H171V249H173L172 248V246H174V243H173V245L171 246V245H169ZM194 246V245H193ZM119 247V246H118ZM127 247V245L124 247V248H126ZM135 247V246H134ZM162 247V246H161ZM165 247V246H164ZM202 247V246H201ZM128 248V247H127ZM157 248V247H156ZM203 248H205V247H203ZM212 248V247H211ZM77 249V248H76ZM119 249H122V248H119ZM131 248H128V250H130ZM155 249V248H154ZM32 250V249H31ZM153 250V251H152ZM156 250V249H155ZM175 250V249H174ZM220 250V249H219ZM47 251V250H46ZM121 252H123L124 251V249H122V250H120ZM125 251H126V249H125ZM173 251V250H172ZM81 252V251H80ZM99 252V251H98ZM127 252V251H126ZM37 253V252H36ZM123 253H125V252H123ZM133 253V252H132ZM135 253V252H134ZM15 254V253H14ZM48 254V253H47ZM126 254V253H125ZM159 254V253H158ZM170 254V253H169ZM212 254V253H211ZM131 255H133V254H131ZM140 255H138L139 257H140ZM160 255V254H159ZM158 255V256H159ZM6 256H7V254H6ZM136 256V255H135ZM134 256V257H135ZM155 256V257H154ZM167 256V255H166ZM197 256V255H196ZM20 257H22V256H20ZM133 257V258H134ZM160 257V256H159ZM252 257H253V255H252ZM9 258V257H8ZM13 258V257H12ZM100 258V257H99ZM142 258H139V259H142ZM198 258V257H197ZM201 258V257H200ZM124 259V258H123ZM160 259V260H161ZM196 259V258H195ZM47 260V259H46ZM183 260V259H182ZM199 260V259H198ZM208 260V259H207ZM2 261V260H1ZM10 261V260H9ZM26 261V260H25ZM40 261V260H39ZM66 261V260H65ZM139 261V260H138ZM185 261V260H184ZM203 261V260H202ZM216 261V260H215ZM229 261H230V259H229ZM49 262V261H48ZM51 262V261H50ZM49 262V263H50ZM153 262V263H154ZM173 262V261H172ZM178 262V264H180V262L179 261H177ZM176 262V263H177ZM186 262V261H185ZM185 262H184V264H185ZM219 262V261H218ZM224 262V261H223ZM9 263V262H8ZM15 263V262H14ZM91 263V262H90ZM100 263V262H99ZM153 263H151V264H153ZM175 263V264H176ZM202 263V262H201ZM61 264V263H60ZM196 264V263H195ZM205 264V263H204ZM207 264V263H206ZM217 264H219V263H217Z\"/></svg>",
	"mask_w": 264,
	"mask_h": 264
}]
</instances>
